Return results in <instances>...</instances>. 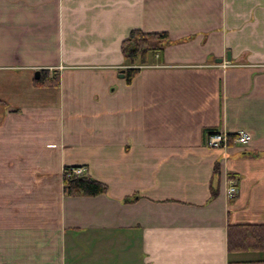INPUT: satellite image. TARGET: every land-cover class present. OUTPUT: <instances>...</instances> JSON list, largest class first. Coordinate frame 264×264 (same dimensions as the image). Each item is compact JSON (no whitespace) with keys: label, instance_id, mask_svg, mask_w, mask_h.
<instances>
[{"label":"crops","instance_id":"crops-1","mask_svg":"<svg viewBox=\"0 0 264 264\" xmlns=\"http://www.w3.org/2000/svg\"><path fill=\"white\" fill-rule=\"evenodd\" d=\"M133 30L171 42L130 64ZM231 226H264V0H0V264H264Z\"/></svg>","mask_w":264,"mask_h":264},{"label":"trees","instance_id":"trees-1","mask_svg":"<svg viewBox=\"0 0 264 264\" xmlns=\"http://www.w3.org/2000/svg\"><path fill=\"white\" fill-rule=\"evenodd\" d=\"M170 39L166 33H144L140 30H133L122 43V52L127 61L133 64L138 61L140 65L147 63L149 55L159 56L165 47L170 44ZM43 72V71H42ZM41 72V73H42ZM124 79L130 84L133 77L138 73L137 68H128L124 72ZM41 84L55 82L57 76ZM72 167L65 168V171ZM107 187L86 175L75 176L69 172L63 174V192L68 197H95L105 194ZM251 246L255 250L264 251V226L262 227H229L228 228V246L229 250L243 251L244 247Z\"/></svg>","mask_w":264,"mask_h":264},{"label":"built area","instance_id":"built-area-1","mask_svg":"<svg viewBox=\"0 0 264 264\" xmlns=\"http://www.w3.org/2000/svg\"><path fill=\"white\" fill-rule=\"evenodd\" d=\"M250 141V135L247 132L240 131L235 134L226 133L223 131H211L207 137V147L213 149H223L228 146L230 142L238 145H247ZM65 173L69 172L75 176H83L84 170L82 168H75L69 171H64ZM237 192V184L235 179H230L227 186V194L232 196Z\"/></svg>","mask_w":264,"mask_h":264},{"label":"water","instance_id":"water-1","mask_svg":"<svg viewBox=\"0 0 264 264\" xmlns=\"http://www.w3.org/2000/svg\"><path fill=\"white\" fill-rule=\"evenodd\" d=\"M229 53H227V60H230L229 59ZM218 62H221V61H218ZM39 76H40V72L39 71H36L35 72V79H38L39 78ZM121 79L124 77V74H123V71H121V74H120V76H119Z\"/></svg>","mask_w":264,"mask_h":264}]
</instances>
